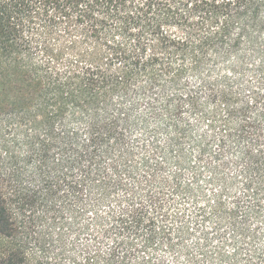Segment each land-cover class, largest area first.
<instances>
[{"label": "trees", "instance_id": "trees-1", "mask_svg": "<svg viewBox=\"0 0 264 264\" xmlns=\"http://www.w3.org/2000/svg\"><path fill=\"white\" fill-rule=\"evenodd\" d=\"M263 97L264 0H0V264H264Z\"/></svg>", "mask_w": 264, "mask_h": 264}, {"label": "rangeland", "instance_id": "rangeland-1", "mask_svg": "<svg viewBox=\"0 0 264 264\" xmlns=\"http://www.w3.org/2000/svg\"><path fill=\"white\" fill-rule=\"evenodd\" d=\"M247 80H249V79H247ZM189 85H190V87L192 89L196 90L197 87H196V84H195L194 81H190ZM199 97H200L201 101L203 99V102H201V103H203L204 107H202L201 109L204 110L205 112H208L209 111L211 113L213 111V109L215 108L214 104L211 103V102L208 103L206 100H204L205 94H201L200 93L199 94ZM246 97H249V94L247 93V91H246ZM261 103H264V97H263V101L261 100ZM190 124L192 126V129H191V132H190L191 138L197 143L200 140V136L204 132H207L208 131V128H207V125H208V115H207V117L204 119V121L200 125L196 126L195 123H194V121L190 122ZM150 129H153L152 126H150ZM157 140H158L159 143H162L163 137L162 136H158L157 137ZM131 141L133 142L132 145L135 148H137L138 147L137 144H139V143H145L146 145H150L151 142H152V137H149L148 135L147 136H141L140 133L135 132V133H133V135L131 137ZM218 149H219V144H218V142L216 140H213V141H211L209 143V152L212 155H214L215 153H217L218 152ZM183 150H184V153L189 158V160L193 162L194 159H195V157H196L194 147H191V146H188V145H184ZM232 157L229 155V156H227L225 158V160L227 162H231V161H233V158ZM231 172H232L231 169H229V173H231ZM201 174H202V178H201L202 180H201V184L200 185L202 186V190L205 193H208V188H206V186H205V180L208 179V175L209 174H208L207 171H202ZM164 176H168L167 173L164 174ZM189 179H190L189 177L185 176L183 178V182L187 184L189 182ZM187 213L189 214L190 212L187 211ZM205 228H206V230L208 232V224L206 225Z\"/></svg>", "mask_w": 264, "mask_h": 264}]
</instances>
